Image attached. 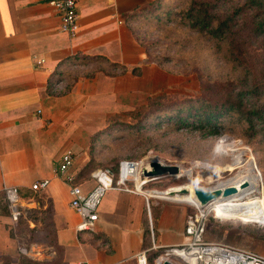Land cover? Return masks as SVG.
<instances>
[{"label": "crops", "instance_id": "obj_1", "mask_svg": "<svg viewBox=\"0 0 264 264\" xmlns=\"http://www.w3.org/2000/svg\"><path fill=\"white\" fill-rule=\"evenodd\" d=\"M151 1L76 0L78 32L69 38L47 0H0V264H136L135 255L149 249L151 239L162 247L185 241L187 207L146 204L140 193L115 189L101 198L94 229L77 232L68 183L56 171L61 154L70 150L68 173L84 191L90 188L92 170L79 175L89 135L166 87V72L144 62L126 21ZM75 54L99 55L127 69L139 65L140 73L78 77L67 93H47L56 64ZM39 179L48 180L46 188L31 190ZM4 185L18 189L20 216L14 222L3 205Z\"/></svg>", "mask_w": 264, "mask_h": 264}, {"label": "rangeland", "instance_id": "obj_2", "mask_svg": "<svg viewBox=\"0 0 264 264\" xmlns=\"http://www.w3.org/2000/svg\"><path fill=\"white\" fill-rule=\"evenodd\" d=\"M188 3L189 0L177 1V8L170 11L167 18L161 12L159 16L158 12H153L149 17L132 21L134 34L143 46H149V58L169 56V61L163 63V68L172 72H166V87L146 96L142 103L135 104L133 108L115 114L89 135L83 148L86 160L84 165H91L93 170H115L121 160L139 159L156 160L189 170L186 176H161L141 180V191L149 192L162 191L190 181L202 188L212 187L245 167L252 158L260 175L259 200L263 207L257 202L258 196L242 204L234 202L227 207H212L202 239L259 254L264 241L254 237L253 233L264 227L261 225L264 224V138L258 133L253 134L247 130L245 123H237L234 118L224 120V130L219 135L203 138L196 131L176 130V125L167 122L164 114L159 123H156L154 115H147L150 103L156 109H162L175 102L196 103L197 98L206 95L199 92V80L195 71H199L209 81L212 91H216L217 87L214 86L217 85L210 82L234 78L240 72L238 67L233 68L232 62L224 57L227 51L223 43L216 44L213 40L197 36L179 23L181 18L177 14ZM172 5L165 2V9L173 8ZM99 67L101 66L97 61H88L78 68L81 71L78 77L95 78L96 74H103L98 71ZM180 71L189 74L177 73ZM214 96L211 95L212 98ZM154 97L158 98L150 101ZM149 200L177 203L187 207L189 212L194 211L186 202L167 201L158 197H149ZM254 203H258L260 207L258 212H243L241 209L242 205L250 207ZM171 258L178 261L177 264H184L176 256ZM152 263L155 264V260Z\"/></svg>", "mask_w": 264, "mask_h": 264}, {"label": "trees", "instance_id": "obj_3", "mask_svg": "<svg viewBox=\"0 0 264 264\" xmlns=\"http://www.w3.org/2000/svg\"><path fill=\"white\" fill-rule=\"evenodd\" d=\"M177 1L179 0H152L147 8H135L126 17L135 42L143 49L144 62L154 63L168 73L172 70H165L163 63L169 61L170 57L164 55L162 58L155 56L150 59L147 49L149 46H143L134 34L132 21L149 17L153 12H158V16L161 12L167 15V18L170 11L177 8ZM165 2L173 4V8L165 9ZM179 15L181 18L179 23L189 32L213 40L216 44L223 43L227 51L224 57L232 62L233 68L238 67L240 72L234 78L210 82L217 85L214 86L217 87L216 91H212L209 81L199 71H195L199 80V92L206 94L196 99L197 104L175 102L171 106L156 109L157 107L150 103L147 115H154L157 119L156 123H159L161 115L164 114L167 122L176 125V130L196 131L203 138L219 135L224 130V120L234 118L237 123H245L247 130L252 131L253 134L258 133L264 138V0H189L186 8L177 14ZM88 61H97L101 66L98 71H102L106 76H116L127 71L135 76L140 73L139 65L127 69L124 65L110 62L99 55L75 54L56 64L47 78L46 92L67 93L81 75L78 68L86 65ZM177 73L189 74L185 71ZM211 95H215L214 98ZM156 98L158 97L150 98V101ZM91 170L93 167L86 164L79 170V175L83 173L87 176ZM116 170L117 168L111 171L116 172ZM73 182L75 183L74 176ZM257 202L260 204L259 196ZM253 235L264 241V227L256 230ZM145 248H148L147 244H144ZM161 251V249L148 250L147 264H153L152 260H155ZM20 263L24 264L23 261ZM25 264L30 263L25 262Z\"/></svg>", "mask_w": 264, "mask_h": 264}, {"label": "built area", "instance_id": "obj_4", "mask_svg": "<svg viewBox=\"0 0 264 264\" xmlns=\"http://www.w3.org/2000/svg\"><path fill=\"white\" fill-rule=\"evenodd\" d=\"M52 9L59 17V31L72 38L78 32V14L76 0H47ZM148 160L126 159L118 163L117 171L114 173L108 168H96L89 174L92 185L87 190L73 182V175L68 173L72 164V153L65 150L58 161L57 173L64 175L68 183L69 207L79 217L75 226L77 232L92 231L98 218L97 209L101 198L107 190L115 189L129 193H140L146 204L149 195L141 191V180H148L139 174L141 165ZM142 178V179H141ZM137 179L139 185L137 186ZM47 179H39L30 185L33 191L45 189ZM4 201L9 210L12 221H17L20 210L17 206L18 189L12 185L2 187ZM194 211L188 212L184 219L183 234L185 241L178 246L162 247L156 245L151 239L150 247L141 250L135 255L136 264H147L146 252L148 250H159L161 253L155 258V264H163L170 261L177 264L178 261L171 257L176 256L180 263L184 264H264V255L234 248L217 242L205 241L202 235L208 211L205 207L199 208L190 204ZM23 252L25 250L22 249Z\"/></svg>", "mask_w": 264, "mask_h": 264}, {"label": "bare ground", "instance_id": "obj_5", "mask_svg": "<svg viewBox=\"0 0 264 264\" xmlns=\"http://www.w3.org/2000/svg\"><path fill=\"white\" fill-rule=\"evenodd\" d=\"M188 171L189 170L180 168L178 173L175 175V177L186 176L188 174ZM242 181L247 182L246 188L238 189L234 195H231L228 198L218 199V200L211 202L210 204L206 206H203L205 207L204 210L205 211L207 210L208 212H210L211 211L210 209L214 206L227 207L228 205L234 202L242 204V202L246 200H250L260 195L259 194V179L256 174V171L254 170L251 164V160L245 167L237 170L231 177H227L224 180L219 181L212 187H218L220 189L225 186L238 187ZM138 182L139 180L137 179V186L139 184ZM194 187L196 186L194 185L193 181H190V182H185L182 184L170 186L169 188H166L165 190H162V191H158V190H152L149 192L146 191V194L149 195L150 197H158L160 199H165V200H170V201L186 202L189 204H193L199 208H202L198 205V202L194 198V195H193ZM183 189L186 190L185 193L182 192ZM259 208L260 207L258 203L257 204L254 203L250 207H244L243 205L241 206V209L243 210V212L249 211V212L255 213L260 210Z\"/></svg>", "mask_w": 264, "mask_h": 264}, {"label": "water", "instance_id": "obj_6", "mask_svg": "<svg viewBox=\"0 0 264 264\" xmlns=\"http://www.w3.org/2000/svg\"><path fill=\"white\" fill-rule=\"evenodd\" d=\"M251 164L256 171V174L258 176V179L260 180V175L256 170L255 164L250 158ZM179 167L174 164H165L156 160H149L145 161L140 169L139 174L147 179H154L161 176H175L178 171ZM247 187V182L242 181L238 187L235 186H225L221 189L218 187H208V188H202L199 186L194 187L193 189V195L196 201L198 202V205L200 207L206 206L210 204L211 202L218 200V199H225L230 197L231 195H234L238 189H244ZM183 193L186 192L185 189L182 190ZM165 200V199H163ZM170 201V200H167ZM179 202V201H178ZM163 264H172L170 261H164Z\"/></svg>", "mask_w": 264, "mask_h": 264}]
</instances>
